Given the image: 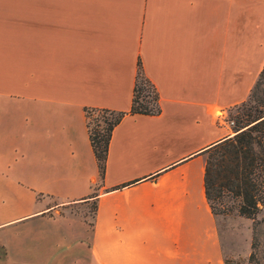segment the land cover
Returning <instances> with one entry per match:
<instances>
[{
    "label": "crops",
    "instance_id": "obj_1",
    "mask_svg": "<svg viewBox=\"0 0 264 264\" xmlns=\"http://www.w3.org/2000/svg\"><path fill=\"white\" fill-rule=\"evenodd\" d=\"M138 61L160 112L123 116L100 178L85 108L129 111ZM263 67L264 0H0V202L57 197L0 225L97 201L90 227L44 221L66 230L5 242L0 264H240L204 151Z\"/></svg>",
    "mask_w": 264,
    "mask_h": 264
},
{
    "label": "trees",
    "instance_id": "obj_2",
    "mask_svg": "<svg viewBox=\"0 0 264 264\" xmlns=\"http://www.w3.org/2000/svg\"><path fill=\"white\" fill-rule=\"evenodd\" d=\"M263 75L264 67L248 99L241 103L243 106L241 113L236 115L238 132L217 141L204 151L205 194L213 213H216L215 203L221 202L225 196L236 198L238 214L253 221L259 206L264 205V100L258 101L256 105L249 104L253 91ZM158 99L154 84L144 74L141 62L138 61L129 111L85 108L89 140L100 178L105 172L107 150L113 128L127 113L158 114L160 112ZM92 119L95 121L94 125ZM96 195L93 193L91 196ZM96 207L95 200L94 211ZM251 259L252 254L248 258L249 262Z\"/></svg>",
    "mask_w": 264,
    "mask_h": 264
},
{
    "label": "rangeland",
    "instance_id": "obj_3",
    "mask_svg": "<svg viewBox=\"0 0 264 264\" xmlns=\"http://www.w3.org/2000/svg\"><path fill=\"white\" fill-rule=\"evenodd\" d=\"M260 100H264V75L259 85L254 89L249 104L256 105ZM242 107L241 104L236 105L229 108L226 113L227 119L233 121L230 124L232 130L231 136L238 132L236 131L238 127L236 124V115L241 113ZM91 122L94 125V119ZM56 198L51 193L44 192H10L5 197H2L4 203L0 202V221L6 220L14 215L36 210L44 204L55 201ZM94 203L95 200L93 199L71 203L65 205L63 210H59L60 213L58 215L47 212L43 214L42 219L38 217H27L26 219L23 218L1 224L0 254H3L5 251L4 243H9L13 239L17 241L25 237L36 239L51 235L61 236L58 232H64L66 230L64 228L65 226L45 223L52 219H62V216H68V218L70 217L76 221L84 220L88 227H90L93 221ZM236 205L237 199L231 196H225L221 202L215 203V214L218 217L220 228L227 237L230 246L236 252L235 259L232 262L240 264L244 262L249 264H264V205L259 206L254 221L251 218L240 216L237 212ZM80 225L79 222L75 224L77 231L82 230ZM68 242L67 240L61 239L58 250L63 253L74 251V247L69 248ZM247 254L249 255L247 256ZM250 254H252L251 262L248 260Z\"/></svg>",
    "mask_w": 264,
    "mask_h": 264
},
{
    "label": "built area",
    "instance_id": "obj_4",
    "mask_svg": "<svg viewBox=\"0 0 264 264\" xmlns=\"http://www.w3.org/2000/svg\"><path fill=\"white\" fill-rule=\"evenodd\" d=\"M222 119H223L228 125H230V124L233 123L232 120L227 119L226 114H225L224 116H222Z\"/></svg>",
    "mask_w": 264,
    "mask_h": 264
}]
</instances>
